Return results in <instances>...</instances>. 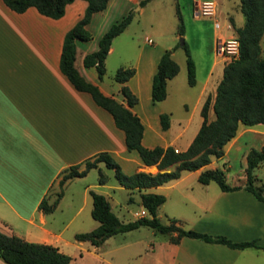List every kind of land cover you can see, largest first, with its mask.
Listing matches in <instances>:
<instances>
[{
	"label": "crops",
	"instance_id": "0c3cea01",
	"mask_svg": "<svg viewBox=\"0 0 264 264\" xmlns=\"http://www.w3.org/2000/svg\"><path fill=\"white\" fill-rule=\"evenodd\" d=\"M153 1L160 0L143 4L141 0H109L104 9L94 12L86 25L92 37L76 40L74 65L87 81L126 104L120 91L121 83L107 79L105 74L99 78L96 68L86 66L83 60L87 53L98 48L99 38L113 22L133 12L130 23L112 40L105 59L106 70L120 66L135 68L126 83L138 96V102L131 109L144 125L142 143L148 147L172 145L184 150L201 123L184 147L176 145V139L184 133L188 123L174 134L171 118L167 129L160 123V113L166 112L163 103L176 75L167 81L166 98L156 103L151 100L152 78L159 58L173 47L180 34L176 31L148 49L140 43L136 48L129 45L136 40L139 42L137 35L128 36L133 19L145 14ZM165 1L164 4H172ZM213 1L216 13L212 17L215 18L222 1ZM86 5V0H73L66 4L61 17L53 18L34 6L15 11L0 0V230L28 241L52 244L70 256L69 264H264V248L237 249L190 236H182L174 242L170 234L162 233L165 236L158 238L153 233V240L144 241L132 239L128 230L107 237L99 245L75 238L77 232L92 230L99 224L91 214L90 189L103 193L110 201L112 195L105 189L110 188L113 191L138 190L140 197L143 192L162 193L166 199L158 207L159 219L160 210L173 216L176 224L183 227L189 217L190 226L203 232L223 234L237 241L254 239L264 245V201L244 188L246 155L251 147L264 145V122H240L235 136L224 145L221 157H212L202 167L185 170L180 177L163 184L136 189L121 185L117 178L116 182L107 181L108 178L100 183L98 174L92 173L107 166L99 161L86 174L68 178L60 186L67 168L80 164L78 168L82 169L85 160H92L101 151H108L126 173L158 170L156 164H145L135 149H127L125 133L115 124L112 114L97 104L88 91L77 89L60 68L64 35L81 18ZM227 26L232 29V36L236 35L235 25ZM221 35V31L214 33L216 42ZM219 60L214 56L206 65L198 100L208 94L215 96L217 85L209 87V81L214 67L220 65ZM194 62L197 75L198 63L196 59ZM226 63L219 67L224 69ZM236 160L241 173L230 180L228 172ZM215 167H223L227 181L241 187L222 190L214 180L202 183L198 178L200 172ZM255 173L264 184V163ZM211 182H216L218 188H213ZM194 191L199 194L191 197ZM57 197L53 209L45 211L40 207L43 199L51 204ZM170 198L176 200L177 207H166ZM186 206L190 211L185 210ZM142 208L146 209L143 205ZM148 213L146 209L144 216ZM125 232L122 237L117 236ZM0 264L8 263L0 257Z\"/></svg>",
	"mask_w": 264,
	"mask_h": 264
},
{
	"label": "trees",
	"instance_id": "16d2710c",
	"mask_svg": "<svg viewBox=\"0 0 264 264\" xmlns=\"http://www.w3.org/2000/svg\"><path fill=\"white\" fill-rule=\"evenodd\" d=\"M15 11L22 12L30 6L47 16L58 18L65 12L66 4L73 0H3ZM84 13L75 24L65 33L60 57V68L79 90L88 91L94 101L107 109L113 116L115 124L125 133V144L128 150L135 149L142 161L156 164L158 170L154 173L137 170L126 173L120 163L108 152H98L95 157L85 160V166L80 164L67 168L59 181L60 186L68 178L82 176L91 168L103 161L114 170L118 182L127 188L142 189L144 187L163 184L182 175L185 170H195L209 163L212 157L224 154V145L235 136L240 122L254 124L264 122V55L262 54L261 38L264 34V0H240V9L245 21L242 26H234L239 40V54L229 60L223 69V76L216 87L215 96L210 94L205 98L202 108V122L189 145L184 150H175L172 145L153 147L142 143L144 125L140 117L131 107L138 102V96L131 90L126 81L135 73L133 66H120L113 75V79L121 83L120 91L126 99V104L112 96L103 93L99 87L87 81L74 65L76 40H88L92 34L86 25L94 12L104 9L109 0H86ZM148 0H141L145 3ZM177 32L184 34L183 16L176 4ZM132 20L130 11L121 19L113 22L101 35L98 48L84 57L86 66H94L99 78L106 73L105 59L112 40L121 33ZM233 25V24H232ZM182 47L186 55L187 81L190 85L196 83V65L191 56L188 44L183 38ZM177 45L166 49L159 58L156 71L152 78L151 100L156 103L167 96V81L179 71V65L172 57ZM213 110V119L209 118V111ZM160 123L163 129L170 126V114L160 113ZM246 180L244 188L250 190L254 196L264 201V184L258 181L255 170L264 163V145L261 148L251 147L246 155ZM202 183L214 180L222 190H234L241 185H232L227 181L223 167L206 168L198 176ZM106 175L99 169L98 181L104 183ZM61 192L58 193V197ZM92 198L91 214L99 224L89 231L77 232L78 240H90L99 245L107 237L123 231L147 225L160 233L170 234L174 242L182 236L199 238L209 242L223 243L232 248L245 249L249 247L264 248L256 240H233L223 234H210L193 228H184L176 224L171 218L168 223L160 221L157 216L158 207L165 201L162 193L143 192L141 203L150 216H141L129 221L121 220L112 210L110 201L101 192L90 189ZM58 197L48 204L45 199L40 207L49 211L55 207ZM173 232H176L174 235ZM0 257L8 264H69L70 256L61 252L56 246L47 243L33 242L23 239L16 234H8L0 230Z\"/></svg>",
	"mask_w": 264,
	"mask_h": 264
},
{
	"label": "rangeland",
	"instance_id": "374dc122",
	"mask_svg": "<svg viewBox=\"0 0 264 264\" xmlns=\"http://www.w3.org/2000/svg\"><path fill=\"white\" fill-rule=\"evenodd\" d=\"M195 1L201 2L203 0H169L172 4H164V2H166L165 0L156 2L153 1L148 6L145 14L135 16L128 31V36L137 35V37H139V42L137 40L136 42H131V44H129L130 47L135 46L136 48L138 47L137 44L140 43V45H142L145 49H148L156 43L163 42L167 36L177 31L178 19L176 14V4H178L183 16L185 33L178 36V38H176L173 42V46L177 45L174 49L173 58L178 65L179 63L180 65L174 82L170 85L169 95L163 104L166 107V112H171L170 118L173 122V134L176 130H178V128H181L182 125L188 123L187 129L176 139V145L179 147L185 146L188 138L202 121L201 108L205 98L198 100V94L202 86V77L208 64L211 63L214 56L220 59L219 62L221 66L225 63V61L228 62L229 60V58L225 55L218 52L214 33L221 31L222 35L220 37H232V29L229 28L227 24L231 23L238 27L242 26L245 21L244 15L240 9V0H221L222 4L218 6L221 10L215 18H213L214 16L212 17L209 15H196L194 10ZM134 13L137 14V12ZM215 20L219 22V27L215 26ZM181 37H183L188 44L192 58L196 59L198 63V74L196 75L197 83L194 85H190L187 81L186 55L184 48L181 45ZM147 38H150L153 43L148 42ZM261 46L262 54L264 55V34L261 38ZM220 65L218 64L214 67L209 81V87L217 85L221 80L223 76V67L221 69L219 67ZM114 72V68L107 69L105 77L107 79H113ZM213 117L214 114L213 111H211L209 118L213 119ZM239 167V161L236 160L234 167L228 172L230 180L233 179V175L241 173ZM101 171L106 175L107 179L109 178L107 181L116 182L113 169L104 167ZM95 172L96 173L92 174H98L99 176V169ZM211 186L215 189L218 188L216 182H211ZM105 189H107L112 195V198L110 199L111 207L120 219L124 221L135 219L134 212L142 208L141 197L138 190L131 191L128 189H122L113 191L110 188ZM195 194L197 196L199 193L194 191L190 195L191 197H194ZM187 202H190V200L187 199ZM174 206H178L176 200L170 198L166 203V207L171 209ZM185 210L190 211L187 206L185 207ZM159 212L161 213L160 220L164 223H168L169 218L173 217L169 214L167 215L161 212L160 210ZM148 216H150V213H148ZM189 219L190 218L188 217V221L183 224L184 228H193L190 226L191 220ZM193 229L202 231L197 228ZM128 232H130L128 234L132 239H142L144 241L153 240L155 238L154 234L158 238H163L165 236L147 225H141L139 228L137 227L131 229ZM122 234H127V232L119 233L117 236H121Z\"/></svg>",
	"mask_w": 264,
	"mask_h": 264
},
{
	"label": "built area",
	"instance_id": "2783aa9c",
	"mask_svg": "<svg viewBox=\"0 0 264 264\" xmlns=\"http://www.w3.org/2000/svg\"><path fill=\"white\" fill-rule=\"evenodd\" d=\"M196 14L214 16L216 13V3L213 0H203L201 2H196L195 4ZM216 26H219V22H215ZM148 42H152L150 38H147ZM218 52L225 55L229 60L235 58L239 54V40L236 35L229 38L220 37L217 41ZM178 151L177 148H175ZM146 214V209L142 208L135 211L134 215L136 218L144 216Z\"/></svg>",
	"mask_w": 264,
	"mask_h": 264
},
{
	"label": "water",
	"instance_id": "95a60500",
	"mask_svg": "<svg viewBox=\"0 0 264 264\" xmlns=\"http://www.w3.org/2000/svg\"><path fill=\"white\" fill-rule=\"evenodd\" d=\"M181 39V43L183 42V37L180 38Z\"/></svg>",
	"mask_w": 264,
	"mask_h": 264
}]
</instances>
